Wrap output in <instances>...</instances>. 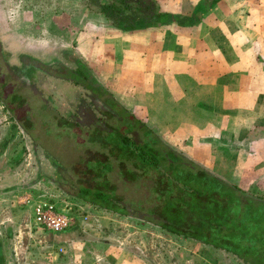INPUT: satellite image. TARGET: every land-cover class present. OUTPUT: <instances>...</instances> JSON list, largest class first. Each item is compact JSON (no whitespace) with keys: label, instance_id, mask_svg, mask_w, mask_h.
<instances>
[{"label":"crops","instance_id":"0c3cea01","mask_svg":"<svg viewBox=\"0 0 264 264\" xmlns=\"http://www.w3.org/2000/svg\"><path fill=\"white\" fill-rule=\"evenodd\" d=\"M157 1L173 16L123 29L91 15L83 0H37V61L52 67L65 57L71 70L81 64L119 106L171 137V147L205 166L210 158L216 168L218 158L209 154L237 148L231 168L249 180L240 182L236 171L229 179L237 185L260 179L264 157L255 164L252 157L264 145V0ZM7 41L21 48L11 36ZM52 80L72 84L63 76ZM42 163L37 148H0V264H243L231 253L78 198L88 219L58 232L39 226L34 205L64 200L38 176Z\"/></svg>","mask_w":264,"mask_h":264},{"label":"trees","instance_id":"16d2710c","mask_svg":"<svg viewBox=\"0 0 264 264\" xmlns=\"http://www.w3.org/2000/svg\"><path fill=\"white\" fill-rule=\"evenodd\" d=\"M83 4L91 15L123 29L152 25L173 16L162 11L157 0H83ZM8 54L0 40V70L9 62ZM82 69L80 64L78 71ZM1 73L0 101L7 104L4 90L9 86L11 93L13 87ZM16 106L19 108L9 107L11 118L30 130V114L19 103ZM103 144L106 148H73L71 184L76 189L73 196L82 203L138 218L172 234L222 249L243 264H264L260 247L256 246L260 239L264 248L262 193L219 177L173 148L167 149L184 158L181 169L174 166L177 161L163 165L149 141L141 143L129 133L121 136L120 148L117 141ZM43 149L57 170L56 183L62 187V168L56 154L50 148Z\"/></svg>","mask_w":264,"mask_h":264},{"label":"rangeland","instance_id":"374dc122","mask_svg":"<svg viewBox=\"0 0 264 264\" xmlns=\"http://www.w3.org/2000/svg\"><path fill=\"white\" fill-rule=\"evenodd\" d=\"M18 1L0 0V40L5 44L3 47L5 46L6 52L9 53V62L5 65L2 64L0 71L6 82L13 87L11 93L8 91L9 86L7 90H4L7 104L0 101V131L3 128L5 143L3 148H37V162L43 161L40 164L42 168L37 170L38 176L46 177L45 179L51 181L64 198V200H59L61 198L49 200L58 209L79 216L86 214L87 207L76 201L74 199L76 197L73 196L76 191L71 184L74 178L72 165L75 162L73 148H106L103 141L108 145H113L117 141L120 148L122 147L120 146L121 136L125 133H129L141 143L149 141L152 145L151 148L157 151L161 164L169 165L170 162L177 161L178 163L174 166L178 165L177 167L180 168L184 158L167 149L173 148L170 146L173 143L171 137H168L169 141L165 140L146 121L136 119L133 113L124 109L123 106H119L107 87L102 85L98 77L89 69L85 68L81 71L68 69L64 63L65 57H60L59 63L52 67L37 61V30L33 29V24L37 23V0H23L22 5ZM9 35L21 45V48L17 43L7 41L10 38ZM62 76L67 77L72 84L65 86L58 81H50V77L62 78ZM18 103L21 107L24 106L26 112L31 116L30 130H25L21 122L18 123L16 119L11 118L9 107L19 108L16 106ZM2 104L7 107L4 108ZM66 111L69 112L67 116L65 115ZM77 121H80L79 123L82 125H78ZM259 125L264 126L262 122H259ZM246 129H242L241 132ZM263 131L264 127L261 132ZM256 139L259 138L256 137ZM262 143L264 144V142ZM259 147L253 149L254 164L264 157V145H259ZM43 148H50L56 154V162L62 168L63 177L59 181L62 183V187L56 183L57 170ZM176 148L178 147L173 149L177 150ZM236 150L237 148H221L219 152L208 155L218 158L219 168L215 167L210 158L206 163L207 166L211 163L212 168L199 163L229 182H234L228 176L232 171L239 173L237 177L240 178V182L249 180L243 173L240 174L239 169L233 168L234 170H232L231 168V166L233 167L230 163L233 159H231V155ZM205 151L208 150L205 149ZM180 152L187 156L184 152ZM38 156H41L42 160ZM253 182L254 185H248ZM240 184L241 188H250L252 191H258L264 195V170L260 179ZM123 222L127 227L129 226V223ZM156 236L154 235V238ZM257 237H261V235L258 233ZM189 240L191 241V239ZM169 241L172 244L176 242L175 239ZM256 243H258L256 246L260 247L259 252L264 259V250L262 251L264 248L260 239ZM158 245L154 244V247ZM166 249L167 247L163 250ZM168 249V252L172 253L173 248L169 247Z\"/></svg>","mask_w":264,"mask_h":264},{"label":"built area","instance_id":"2783aa9c","mask_svg":"<svg viewBox=\"0 0 264 264\" xmlns=\"http://www.w3.org/2000/svg\"><path fill=\"white\" fill-rule=\"evenodd\" d=\"M87 215L80 216L62 209H58L50 200H39L34 205V220L48 230L58 232L66 229L77 221H85Z\"/></svg>","mask_w":264,"mask_h":264}]
</instances>
